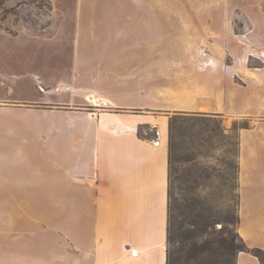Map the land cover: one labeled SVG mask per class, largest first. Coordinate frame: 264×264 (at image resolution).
I'll return each instance as SVG.
<instances>
[{
  "label": "rangeland",
  "instance_id": "1",
  "mask_svg": "<svg viewBox=\"0 0 264 264\" xmlns=\"http://www.w3.org/2000/svg\"><path fill=\"white\" fill-rule=\"evenodd\" d=\"M260 89L264 0H0V149H30L14 139L31 130L28 116L41 130L55 110L97 112L88 93L110 101L103 111L159 116L138 127L149 139L165 125L169 140L174 115H204L212 121L175 122L189 132L177 143L191 158L178 169L195 165L202 176L195 184L174 173L171 190L236 221L240 132L264 122ZM70 99L89 106L66 105ZM253 137L241 136L248 179ZM229 227L237 232L236 222Z\"/></svg>",
  "mask_w": 264,
  "mask_h": 264
},
{
  "label": "crops",
  "instance_id": "2",
  "mask_svg": "<svg viewBox=\"0 0 264 264\" xmlns=\"http://www.w3.org/2000/svg\"><path fill=\"white\" fill-rule=\"evenodd\" d=\"M89 94L97 112L55 110L41 130L28 116L31 130L25 138L14 131V139L30 149H0V264H166L167 126L141 137L139 125L159 116L103 111L110 101L94 93L85 99ZM244 133L255 136L250 179L241 160ZM238 166L237 232L249 249L264 250V122L241 130ZM236 264L264 263L239 252Z\"/></svg>",
  "mask_w": 264,
  "mask_h": 264
},
{
  "label": "trees",
  "instance_id": "3",
  "mask_svg": "<svg viewBox=\"0 0 264 264\" xmlns=\"http://www.w3.org/2000/svg\"><path fill=\"white\" fill-rule=\"evenodd\" d=\"M181 118L186 121L198 120L204 123L212 121L210 117L195 114L186 117L174 115L170 120L166 264H236L239 252H250L264 263V250L249 249L238 232L230 229V225L235 222L238 224V216L236 221L234 218L227 219L218 215L212 206L197 197H185L181 202L173 195L171 177L174 173H180L176 176V180L193 181L195 184L202 176L201 169L195 165L178 169V164L191 160L189 155L183 153L187 149H181L177 143L178 138L189 135V132L175 127V122ZM210 131L213 132V129L205 130V135ZM138 135L141 136L139 131ZM210 138L209 135L208 140ZM218 223H221V226L217 229L215 225Z\"/></svg>",
  "mask_w": 264,
  "mask_h": 264
},
{
  "label": "bare ground",
  "instance_id": "4",
  "mask_svg": "<svg viewBox=\"0 0 264 264\" xmlns=\"http://www.w3.org/2000/svg\"><path fill=\"white\" fill-rule=\"evenodd\" d=\"M86 99H87L88 102H91V103H97L98 102V100L96 99V97L94 95H92V94L87 95L86 96Z\"/></svg>",
  "mask_w": 264,
  "mask_h": 264
}]
</instances>
